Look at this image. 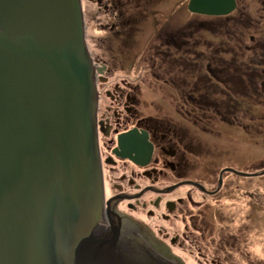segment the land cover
Wrapping results in <instances>:
<instances>
[{
  "label": "water",
  "instance_id": "1",
  "mask_svg": "<svg viewBox=\"0 0 264 264\" xmlns=\"http://www.w3.org/2000/svg\"><path fill=\"white\" fill-rule=\"evenodd\" d=\"M95 80L81 0H0V264H188L161 234L159 251L127 243L104 208Z\"/></svg>",
  "mask_w": 264,
  "mask_h": 264
},
{
  "label": "rangeland",
  "instance_id": "2",
  "mask_svg": "<svg viewBox=\"0 0 264 264\" xmlns=\"http://www.w3.org/2000/svg\"><path fill=\"white\" fill-rule=\"evenodd\" d=\"M187 1L165 0L164 6L157 8L160 13L153 21L148 6L144 10L145 14L135 8L123 9V19L117 20L114 15L117 10L104 8V4L99 5L96 0H81L90 57L99 66L110 69L102 73L110 82L124 80L139 86L138 96L148 103L147 107L144 106L146 110L150 111V102L157 104L160 113L179 109L180 113L185 114L192 109L171 86L172 81L177 82L185 76L181 73L183 69L182 63L178 62L179 56L174 54L171 44L166 42L162 47L157 39L158 34L165 36L167 41L170 40L167 35L175 36L173 34L181 28L191 27L192 30V26L201 24L208 28H231L228 34L233 35L235 31L239 37L244 32L242 46L255 47L257 42L263 40L258 28L264 27V0H236L238 15L224 23L212 17L191 14L186 7ZM239 15L250 18L249 29L236 25V20L241 19ZM128 16L138 20L128 25ZM248 20L241 23L245 25ZM117 23L118 26L115 25ZM220 30L194 33L191 44H200L203 40L219 43L221 39L216 36ZM251 35L255 38H249ZM156 49L165 52L167 57L163 53L157 56ZM248 52H238L243 62H250L253 55L245 57ZM249 70L248 74L252 77L258 74L260 68L254 71L249 67ZM195 76L188 77L192 85L197 84ZM202 82L209 85L208 81ZM242 107L241 112L229 115L227 122L218 121L212 113L204 118V114L190 112L203 120L198 126L200 124L206 129V133L202 134L198 129L195 130L198 134L194 133L203 143L214 146L210 151L204 150L203 159L212 160L213 167L218 169L217 173L222 168L220 173L225 177L223 191L218 196L205 197L202 209L185 207L192 210L187 211L183 222L173 221L171 217L167 222H150L157 228L162 226L164 232L161 235L167 234L169 241L178 237L176 243H170L176 255L188 264H264V93L258 100L244 99ZM222 111L225 109L222 108ZM216 154L219 155L217 158ZM227 166L249 175L230 174L225 170ZM211 185L206 186V189L212 190L217 186L216 183ZM184 191L178 196H183ZM148 195L154 197L153 194ZM176 196L177 192H172L165 198L174 200ZM194 199L201 200L199 197ZM184 226L187 227L185 231Z\"/></svg>",
  "mask_w": 264,
  "mask_h": 264
},
{
  "label": "flooded vegetation",
  "instance_id": "3",
  "mask_svg": "<svg viewBox=\"0 0 264 264\" xmlns=\"http://www.w3.org/2000/svg\"><path fill=\"white\" fill-rule=\"evenodd\" d=\"M96 2L104 4V8L117 10L114 13L117 20L123 19V9L135 8L145 14L144 10L148 6L154 21L155 16L160 13L157 8L164 6L165 0ZM127 19L128 25L138 20L130 16ZM164 38L165 36L157 35L160 41ZM92 65L96 79L97 146L103 179L104 208L108 207L121 221L123 240L128 243V239L135 238L136 244L145 251L147 249L144 246L149 249L154 247L159 251L161 247L158 250L152 243H164L160 235L164 231L159 226L155 235L149 226L150 222H167L170 217L173 221L183 222L188 210L191 212L192 209H202L205 197L218 196L224 189L225 177L220 173L222 168L217 173L218 169L213 167V161L203 159L204 150L214 148L203 143L196 135V129L202 134L206 133V129L200 126L203 120L197 119L190 112L180 113L179 109L160 113L156 108L157 104L153 102L149 103L150 112L144 109L148 103L138 96L139 86L124 80L110 82L102 75L104 71L110 70L107 66H99L94 59ZM218 156L216 154L215 158ZM225 168L233 169L228 166ZM215 183L217 186L214 189H206V186L212 187L211 184ZM184 189L183 196H178ZM172 192H177L174 200L165 198ZM148 194H153L154 197L150 198ZM186 228L184 226V231ZM177 239L178 237L171 238L170 242L174 244ZM159 254L163 258L168 256L166 253Z\"/></svg>",
  "mask_w": 264,
  "mask_h": 264
},
{
  "label": "trees",
  "instance_id": "4",
  "mask_svg": "<svg viewBox=\"0 0 264 264\" xmlns=\"http://www.w3.org/2000/svg\"><path fill=\"white\" fill-rule=\"evenodd\" d=\"M235 15H238L237 8L228 16L212 18L220 20V23H224L230 18H234ZM239 17L241 16L239 15ZM247 19L249 20L243 25L241 21ZM250 21L248 16H243L241 19L236 20V25H239L242 29H249L251 24L249 23ZM223 25L224 24L221 26ZM190 28H181L176 32L177 34H173L175 36H170V40L166 41L165 38L163 41H160L162 47L166 42L173 46L174 54L179 56L178 62L182 63L181 68L183 71L181 73L185 75L177 82L172 81L171 86L179 93L183 102L191 105L192 109L189 110V112L204 114V118L205 115L212 113L214 114L213 117L218 121L227 122L229 115L242 111L244 99L258 100L263 96L264 27L258 28V30L260 29V34L263 36V40L257 42L255 47L251 45L242 46V35L244 32H242L240 37L235 31H233V35H229L228 33H230L231 28L229 30L227 27H222L220 30L216 28V26H210L208 28L201 24L192 26L193 31L190 30ZM214 30H220L219 35L216 36L221 39L219 43L203 40L200 44H191V36H194V33L211 32ZM249 38L254 39L255 37L251 35ZM247 51L249 52L245 57H248V55L253 56L249 59L250 62H243L239 58L242 57V55L238 54V52L243 53ZM156 52L157 56H161L163 53V55L165 54V57H167L166 53L162 52V50H157ZM257 52H259V54H257ZM230 57L232 58L229 59ZM179 67L178 65V69L181 70ZM249 67L254 71L256 68H260L258 74L255 75L256 77L252 75V77L254 76V78H252L248 74L250 71ZM194 74L196 75L194 79L195 82L202 85H192L190 83L188 77ZM202 81H208L209 85L203 84ZM185 98L188 100H185ZM222 108H224L225 111H222Z\"/></svg>",
  "mask_w": 264,
  "mask_h": 264
}]
</instances>
